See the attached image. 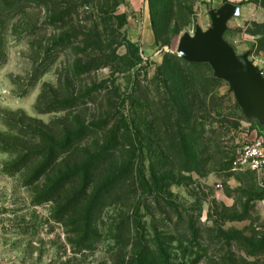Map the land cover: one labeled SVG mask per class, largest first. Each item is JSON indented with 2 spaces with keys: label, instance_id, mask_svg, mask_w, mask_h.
I'll return each instance as SVG.
<instances>
[{
  "label": "rangeland",
  "instance_id": "rangeland-1",
  "mask_svg": "<svg viewBox=\"0 0 264 264\" xmlns=\"http://www.w3.org/2000/svg\"><path fill=\"white\" fill-rule=\"evenodd\" d=\"M224 3L264 77V0H0V264H264V130L174 54Z\"/></svg>",
  "mask_w": 264,
  "mask_h": 264
},
{
  "label": "water",
  "instance_id": "water-1",
  "mask_svg": "<svg viewBox=\"0 0 264 264\" xmlns=\"http://www.w3.org/2000/svg\"><path fill=\"white\" fill-rule=\"evenodd\" d=\"M240 15V7L224 3L208 12L210 27L196 26L193 33H183L174 54L187 64L207 65L213 79L228 86L241 114L258 130H264V77L248 59L236 54L224 40L227 23Z\"/></svg>",
  "mask_w": 264,
  "mask_h": 264
},
{
  "label": "built area",
  "instance_id": "built-area-1",
  "mask_svg": "<svg viewBox=\"0 0 264 264\" xmlns=\"http://www.w3.org/2000/svg\"><path fill=\"white\" fill-rule=\"evenodd\" d=\"M234 166L239 171L256 172L264 175V134H259L251 143L238 153Z\"/></svg>",
  "mask_w": 264,
  "mask_h": 264
},
{
  "label": "trees",
  "instance_id": "trees-1",
  "mask_svg": "<svg viewBox=\"0 0 264 264\" xmlns=\"http://www.w3.org/2000/svg\"><path fill=\"white\" fill-rule=\"evenodd\" d=\"M184 65L195 67V66L200 65V64H187V63L184 62ZM211 81H212V80H211ZM113 141H114V140H112V138H109V140H108V142H107V144H109L108 147H110V148L114 147V146H113V145H114ZM112 143H113V144H112ZM86 170H87V169H86ZM112 179H113V178H112ZM115 179H116V178H115ZM113 181H114V180H113ZM138 264H146V263L138 262Z\"/></svg>",
  "mask_w": 264,
  "mask_h": 264
},
{
  "label": "crops",
  "instance_id": "crops-1",
  "mask_svg": "<svg viewBox=\"0 0 264 264\" xmlns=\"http://www.w3.org/2000/svg\"><path fill=\"white\" fill-rule=\"evenodd\" d=\"M263 180H264V175H263Z\"/></svg>",
  "mask_w": 264,
  "mask_h": 264
}]
</instances>
